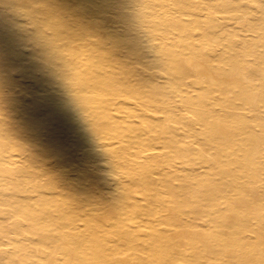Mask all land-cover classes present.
Listing matches in <instances>:
<instances>
[{
    "label": "rangeland",
    "instance_id": "1",
    "mask_svg": "<svg viewBox=\"0 0 264 264\" xmlns=\"http://www.w3.org/2000/svg\"><path fill=\"white\" fill-rule=\"evenodd\" d=\"M228 2L0 0V217L10 206L29 207L30 221L72 209V237L105 238L124 217L103 233L85 209L106 199L118 207L131 173L143 264L172 257H157L168 243L154 228L170 230L169 245L171 234L182 238L176 264H264V14L253 0ZM189 44L228 79L176 73ZM218 123L227 141L216 139ZM152 146L159 154L146 157ZM174 148L182 153L169 157ZM11 220L0 228L10 262L0 264L26 259L20 218Z\"/></svg>",
    "mask_w": 264,
    "mask_h": 264
},
{
    "label": "bare ground",
    "instance_id": "2",
    "mask_svg": "<svg viewBox=\"0 0 264 264\" xmlns=\"http://www.w3.org/2000/svg\"><path fill=\"white\" fill-rule=\"evenodd\" d=\"M218 1V0H216ZM256 5L261 8V13L264 14V0H253ZM234 2L238 3V0H230L228 2V6L226 7H233ZM255 28V27H254ZM263 31L262 29H260ZM114 39L122 40L124 36L121 34L114 35ZM218 37V35H208L209 40H213V38ZM124 44V43H123ZM127 46V45H126ZM55 48V47H54ZM193 48V45L189 44L187 47L188 53H180L177 55L176 64L174 65V69L176 73H181L185 77H189V75L196 74L198 77H202L206 84L209 85H216L217 81L219 80V77H222L223 79H228V75L224 72L221 73L220 76H216L213 73H210L206 68L202 65V59H206L208 57L207 54H203L202 52H196ZM114 51L113 55L116 56ZM187 52V51H186ZM192 52V53H191ZM177 54V53H176ZM173 55V53H172ZM99 71L96 69L92 73L90 70V75L98 76ZM126 78H114L113 81L118 86H123L121 83ZM128 80V79H127ZM94 84L102 85L103 82H100L97 80ZM129 89H126V93L129 94ZM125 93V94H126ZM250 104H253L257 98L255 93H253L250 96ZM110 124L106 125V128L111 129H120L119 127H115V123L112 124L109 127ZM264 127V123H263ZM113 129V130H114ZM216 139L218 141H227L228 136L227 132L224 131V128L220 126L218 123L216 125ZM226 138V140H225ZM0 148H6L7 142L0 138ZM237 140V139H235ZM144 150H148V156L146 157H156L158 154L154 153L155 151H158V148L155 147H149ZM143 150V151H144ZM142 151V152H143ZM6 152V151H5ZM180 148H174L172 151H169L168 156L175 158L178 156V154H181ZM7 156V155H5ZM2 155L3 157H5ZM142 156V155H141ZM140 156V157H141ZM210 156V155H207ZM142 158V157H141ZM212 166H202L203 173L207 172V170L212 169ZM129 187L126 188V197H124V202H121L118 207L112 203V201H109L108 199L97 202L96 206L92 204V206L87 207L85 209V216H89L94 218L95 227L101 228V231L104 233L105 229L104 227L111 225L113 227V221L115 219H122L124 217V220L126 221V226L122 227L123 229L114 231H108L107 236L104 238V234L102 235V238L97 239L95 234L89 235L91 237L92 245H93V251L88 253L85 252L86 248H92L90 237L84 236L82 239L77 240V235L71 236L72 233H74L75 230H78L80 226L76 224L77 221H80V219H76L75 221L72 218L71 213H73L72 209L62 211L58 209L48 210L47 214L44 213L38 218H33V220L30 221L31 215H29V207L23 208L21 206L13 207L10 206L7 209H3V215L5 217L1 218L0 221L7 222L8 225H4L0 223V228L8 227L13 224L12 218L16 215L17 218H20V225L17 229V233L23 232L24 234V240H27L29 242L28 245H25L24 248H22V251L24 252V255L26 256V259H23L20 264H143V262L140 260V244H139V227L138 225V212H137V197H136V181H135V175L129 173ZM127 176V177H128ZM147 181L146 179H144ZM149 180V178H148ZM151 180V178H150ZM150 180L148 183H150ZM152 182V180H151ZM123 184V183H122ZM32 186V185H30ZM40 189H42L41 186H39ZM123 191L125 190L124 184L121 185V188ZM41 193L43 191L41 190ZM33 194L34 193H30ZM44 194V193H43ZM28 195L27 198H34L38 197L40 194L37 195ZM125 196V195H124ZM36 201V200H35ZM37 203V202H36ZM133 204L132 206H128V204ZM41 205V203H40ZM90 205V204H89ZM135 206V207H134ZM127 207H129V210H126ZM116 208H121L120 211H117ZM164 210V209H161ZM169 210V209H168ZM1 212V211H0ZM61 212L63 215L61 216ZM71 215V216H70ZM167 216V214H166ZM161 217H163V214L161 213L157 218H154L152 221L157 223L156 225H160ZM11 221V222H9ZM26 221L27 223H24ZM106 221H109L106 223ZM166 222L165 220H163ZM18 222V223H19ZM98 222L100 224H98ZM47 224V225H46ZM49 224V225H48ZM101 225V227L99 226ZM166 225V223H164ZM99 226V227H98ZM171 227V225H169ZM50 227V228H48ZM162 231H159L157 229H153V234L156 236V234L163 235V239H165V242L168 244H165L166 246H162L161 248V254L159 253L157 257H160L163 252L166 251L169 253L172 257L171 260H168L165 264H176L179 261V256L181 253L184 252L178 245L181 244L182 238L177 237V234L173 233L172 239H175L173 242V245H169L170 243L166 240L169 239V229L162 228ZM142 231V230H141ZM140 231V232H141ZM13 232V231H11ZM148 233L140 234V236H146ZM151 235V233H150ZM88 236V235H87ZM7 238V234H1L0 233V240H5ZM169 245V246H168ZM1 246V244H0ZM198 246V245H197ZM164 247V248H163ZM178 247V248H177ZM157 248V247H156ZM182 256V255H181ZM9 256L0 257V263H4L6 261H9ZM28 259V260H27ZM15 259L12 258V262H14ZM184 263V262H183ZM13 264V263H12ZM243 264H254L253 262H250L249 260L243 261Z\"/></svg>",
    "mask_w": 264,
    "mask_h": 264
},
{
    "label": "snow or ice",
    "instance_id": "3",
    "mask_svg": "<svg viewBox=\"0 0 264 264\" xmlns=\"http://www.w3.org/2000/svg\"><path fill=\"white\" fill-rule=\"evenodd\" d=\"M0 87H3V81L0 80Z\"/></svg>",
    "mask_w": 264,
    "mask_h": 264
}]
</instances>
